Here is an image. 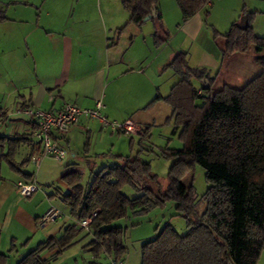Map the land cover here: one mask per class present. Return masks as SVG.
Returning a JSON list of instances; mask_svg holds the SVG:
<instances>
[{
  "label": "crops",
  "instance_id": "1",
  "mask_svg": "<svg viewBox=\"0 0 264 264\" xmlns=\"http://www.w3.org/2000/svg\"><path fill=\"white\" fill-rule=\"evenodd\" d=\"M0 1L7 12L12 10L9 16L2 15L1 22L8 26L14 22L3 31L2 44L9 55L0 69V254L8 257L5 264H18L39 244L61 237L67 226L77 223L64 204L62 209L55 203L70 191L62 180L66 174L83 176L88 171L93 176L139 151L150 152L145 142H137L141 134H124L127 141L115 138L97 120L80 117L66 133L53 134L56 145L66 152L58 162L42 155L31 133L35 125L23 110L57 111L66 103L92 109L99 100L102 117L116 123L130 120L142 130L155 125L154 114L159 113L149 108H163V99L170 93L172 86L168 88L163 76L175 55L186 53L191 68L205 69L215 79V89L224 63L217 45L221 41L210 36L204 23V9L211 2L182 23L174 0H166L167 6L157 0L169 36L167 43L155 47L152 23L127 25L118 0ZM168 11L175 17V26L167 24ZM12 49L22 59L18 65L10 60L16 55ZM239 58L231 55L230 63ZM33 154L39 156L38 167L30 162ZM18 182L34 183L37 191L23 198L16 189ZM51 208L59 209L62 216L43 225L41 219ZM92 240L83 229L50 264H108L105 254L93 258L87 247ZM54 252H44L41 259Z\"/></svg>",
  "mask_w": 264,
  "mask_h": 264
},
{
  "label": "trees",
  "instance_id": "2",
  "mask_svg": "<svg viewBox=\"0 0 264 264\" xmlns=\"http://www.w3.org/2000/svg\"><path fill=\"white\" fill-rule=\"evenodd\" d=\"M174 1L185 23L211 0ZM121 5L129 14L127 25L137 26L144 24L155 7L156 16L149 20L154 45L167 43L169 35L157 0H121ZM242 17L247 18V29L240 31L233 24L217 44L222 63L226 57L254 48L253 60L263 70L242 88L223 85L215 89V79L205 69L191 68L186 53H178L169 62L178 81L163 100L171 107L167 121L173 123V133L180 130L182 146L166 154L171 159L167 189L155 192L150 188H158L159 182L150 164L139 157L140 151L120 165L101 168L86 187L81 174H66L62 180L70 191L60 201L77 223L67 226L61 237L39 244L18 264H50L84 229L80 222L94 213L87 228L93 237L89 252L93 258L105 254L108 259H123L126 229L114 223L129 212L142 214L167 201L176 205L187 232L180 236L174 230H162L142 245L141 264H257L264 249V38L252 34L249 16ZM149 131V127L142 128L139 145L148 139ZM195 165L203 168L210 185L203 196L206 208L202 214L195 209L192 187L181 182ZM125 186L137 194L132 200L123 194ZM53 251L49 259H41L44 252ZM7 259L0 254V264Z\"/></svg>",
  "mask_w": 264,
  "mask_h": 264
},
{
  "label": "rangeland",
  "instance_id": "3",
  "mask_svg": "<svg viewBox=\"0 0 264 264\" xmlns=\"http://www.w3.org/2000/svg\"><path fill=\"white\" fill-rule=\"evenodd\" d=\"M117 3L119 1V6L121 4V0H111ZM166 5V0H162ZM212 6L204 9V23H206V28L208 33H210L213 38L218 41H223V34L228 32L230 27L235 24L234 22L239 23L240 19L243 15L249 16L250 18V26L252 28V34L257 37L264 38V0H211ZM7 6L0 1V16L8 15L12 12V10L6 11ZM126 17L127 21L129 19V14L124 12V9L121 10ZM178 13L180 15V11L178 8ZM169 12V11H168ZM181 16V15H180ZM13 18V17H12ZM177 18V16H176ZM181 18V17H180ZM168 25L175 26V17L172 12H169L167 15ZM230 20V21H229ZM229 21V22H228ZM14 22L3 24L0 21V69L4 67V62L7 59L8 51L3 46V35L4 30L10 26H13ZM215 31L217 33H215ZM214 42V40H213ZM16 47V46H15ZM17 48V47H16ZM17 49H12L14 53H16ZM13 53V54H14ZM22 53V51H21ZM11 54V55H13ZM10 56V60L18 65L20 64V59L17 55ZM240 57L237 63H230L228 57L223 60V68L218 73L217 85L216 89L221 88L223 85H227L233 88H242L244 84H247L251 79L256 77L263 70L261 67L255 64V51L252 48L248 53L245 54H235ZM229 60V61H228ZM164 82L168 85V88L173 86L178 76L170 70L167 75L163 76ZM208 83V82H207ZM165 84L164 87L161 88L165 92ZM164 102V101H163ZM161 106H152L149 108L154 113V111L158 110V114H154L155 116V125L150 127L149 137L145 140L144 146H147V150L150 152L143 153L139 155V157L150 164L151 172L157 176V180L159 182V187L150 186V188L157 192H163L167 189L169 180L168 171L169 165L171 164V159L166 157L168 154V149H180L182 146V141L179 140L180 130L174 131L173 123H168L167 118H169L172 112L171 107L167 102H164ZM153 109V110H152ZM164 109V110H163ZM168 111L167 115L165 113ZM144 112H139V115H143ZM135 124V123H134ZM151 124V123H149ZM112 133L110 130L107 132V135L110 136ZM113 137H126L124 134L112 133ZM127 138H124L126 140ZM127 141V140H126ZM136 147L137 144H136ZM135 147V151L132 153L135 154L137 148ZM205 172L202 167L195 165L184 177H182L181 182L186 187H192V191L195 196V209L199 214H202L205 211L206 205L203 200V196L206 194L208 187L210 186L205 180ZM92 176L88 171L83 175V179L81 181L83 187H86L90 182ZM123 194L127 196L129 199L136 197V193H133V190L125 186L122 190ZM62 209V203L60 201L55 202ZM114 226H120L126 229L125 231V244L126 245V253L123 257L125 264H141V247L148 241H151L157 237L158 234L165 229L174 230L178 235L182 236L186 234L187 226L185 219L176 209V205H174L173 201H167L160 206H156L149 211L132 215L130 212L127 214L126 218L115 222ZM264 239V238H263ZM260 257L257 261V264H264V249L260 252Z\"/></svg>",
  "mask_w": 264,
  "mask_h": 264
},
{
  "label": "built area",
  "instance_id": "4",
  "mask_svg": "<svg viewBox=\"0 0 264 264\" xmlns=\"http://www.w3.org/2000/svg\"><path fill=\"white\" fill-rule=\"evenodd\" d=\"M101 101H96L92 109H80L74 104L66 103L57 111H43L39 109H25L22 111L26 115L29 121L33 122L35 129L32 133L33 138L38 143V146L42 149V155L49 156L62 162L66 156L65 150L60 148L53 138L54 133L64 134L73 125L77 124L80 117L87 119L97 120L102 128L110 130L112 133H123L126 135H136L141 134L142 130L139 129L132 121L127 120L122 123L110 122L105 117H102L101 111L103 105ZM30 162L38 167L39 156L37 154L31 155L29 158ZM16 189L19 195L23 198H29L37 191V186L34 183L18 182L16 184ZM62 213L59 209H48V212L42 217L41 222L45 225L47 222H52L59 219ZM95 216L91 214L85 220L80 222V225L87 229L90 220ZM108 264H125L123 259H113L109 258Z\"/></svg>",
  "mask_w": 264,
  "mask_h": 264
},
{
  "label": "water",
  "instance_id": "5",
  "mask_svg": "<svg viewBox=\"0 0 264 264\" xmlns=\"http://www.w3.org/2000/svg\"><path fill=\"white\" fill-rule=\"evenodd\" d=\"M156 9L155 7L152 8V10L150 11V14L148 16H146L144 19H143V22H147L149 21L150 19H152L153 17L156 16ZM247 18L246 17H242L240 19V21H238L239 23L236 24V27L240 30V31H245L247 29ZM203 83L206 84L205 88H208V83H207V80H203Z\"/></svg>",
  "mask_w": 264,
  "mask_h": 264
}]
</instances>
